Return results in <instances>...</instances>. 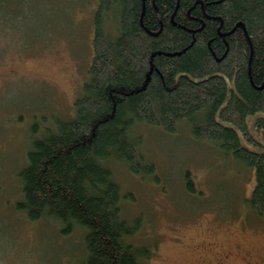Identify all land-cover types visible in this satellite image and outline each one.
Listing matches in <instances>:
<instances>
[{
  "label": "trees",
  "instance_id": "obj_1",
  "mask_svg": "<svg viewBox=\"0 0 264 264\" xmlns=\"http://www.w3.org/2000/svg\"><path fill=\"white\" fill-rule=\"evenodd\" d=\"M96 2L74 115L31 137L15 210L64 237L82 233L84 255L63 264H139L154 250L130 242L143 221L122 216L111 164L157 181L134 131L175 134L184 124L193 141L253 172L246 205L264 217V0Z\"/></svg>",
  "mask_w": 264,
  "mask_h": 264
},
{
  "label": "rangeland",
  "instance_id": "obj_2",
  "mask_svg": "<svg viewBox=\"0 0 264 264\" xmlns=\"http://www.w3.org/2000/svg\"><path fill=\"white\" fill-rule=\"evenodd\" d=\"M96 7V0H0V264H63L85 253L81 232L64 237L59 225L31 222L13 204L21 199L18 173L31 137L74 115ZM134 134L157 181L111 167L124 194L122 216L142 217L130 242L154 250L139 264H264V217L246 205L253 172L193 141L184 124L175 134L150 126Z\"/></svg>",
  "mask_w": 264,
  "mask_h": 264
}]
</instances>
